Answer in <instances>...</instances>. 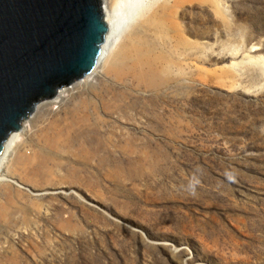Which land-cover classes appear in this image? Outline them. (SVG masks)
<instances>
[{
    "label": "rangeland",
    "instance_id": "1",
    "mask_svg": "<svg viewBox=\"0 0 264 264\" xmlns=\"http://www.w3.org/2000/svg\"><path fill=\"white\" fill-rule=\"evenodd\" d=\"M179 20V58L148 31L165 60L133 76L136 20L23 123L0 264H264V0H190Z\"/></svg>",
    "mask_w": 264,
    "mask_h": 264
},
{
    "label": "water",
    "instance_id": "2",
    "mask_svg": "<svg viewBox=\"0 0 264 264\" xmlns=\"http://www.w3.org/2000/svg\"><path fill=\"white\" fill-rule=\"evenodd\" d=\"M108 31L102 0H0V158L40 103L93 72Z\"/></svg>",
    "mask_w": 264,
    "mask_h": 264
},
{
    "label": "bare ground",
    "instance_id": "3",
    "mask_svg": "<svg viewBox=\"0 0 264 264\" xmlns=\"http://www.w3.org/2000/svg\"><path fill=\"white\" fill-rule=\"evenodd\" d=\"M187 1L190 0H119L117 2L118 8L122 10L121 6H125V13L118 18L115 13L113 14L109 9L107 2L104 1L102 5L103 13L109 31L105 37L101 55L94 70L98 65L108 59L113 48L119 43L120 38L123 37L125 32L129 29V26L136 20L140 24L144 34L138 38L136 36L129 38V43L127 44L129 50L128 58L130 60L128 66L133 76L147 77L156 69L158 63L164 62L165 60L162 56L156 55L155 57L152 55V49L149 47V39L147 37L148 31H155L159 35L160 42H170L173 47V53L176 55V58H179L181 48L184 44V32L179 20V15L180 9ZM169 32H172V36ZM174 64L176 67L179 66L180 62L178 59L174 61ZM64 89L59 93L64 95L67 91ZM41 106L42 105H40V107ZM22 126L26 130L25 125L22 124ZM20 137L21 136L17 133H13L5 143L4 153L0 158V181H4L7 163L10 162L11 154Z\"/></svg>",
    "mask_w": 264,
    "mask_h": 264
}]
</instances>
